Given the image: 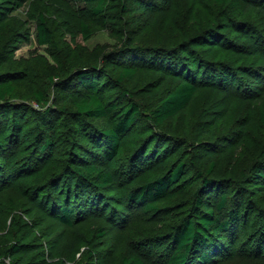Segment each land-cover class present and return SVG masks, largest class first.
Returning <instances> with one entry per match:
<instances>
[{
  "label": "rangeland",
  "instance_id": "obj_1",
  "mask_svg": "<svg viewBox=\"0 0 264 264\" xmlns=\"http://www.w3.org/2000/svg\"><path fill=\"white\" fill-rule=\"evenodd\" d=\"M113 5L106 2L109 27L102 29L87 23L92 36L85 41L80 33L79 17V11L85 6L78 0H28L20 9L13 8L11 0H0V11L8 12L0 23V74L7 73L14 78L18 92L17 98L9 102L37 109L39 107L31 97L40 92L52 112L61 107L71 110V103L62 98L61 92L65 89L79 91L76 76L72 75L82 69L99 76L101 97L105 100L110 101L114 89L119 86L128 92L130 102L143 109L156 105L161 97L179 85L177 72L169 68L180 67L182 62L194 66L192 61L195 59L196 64V58H201L232 61L231 65L237 61L238 66L241 63L247 65L240 66L245 71H249L250 65L264 67V58L251 56L247 48L239 55L205 47L202 41H192L196 33L212 30L219 31L218 38L221 42V38L226 39L229 48L240 43L241 39L235 37L232 29L224 28L227 9L214 0H175L170 11L157 15L152 24L140 31L134 30L136 36L127 32L115 18ZM39 15L55 35L52 47H41L36 42ZM179 43L188 47L180 53L186 55L185 60H182L183 56L180 60L173 54L168 55L179 49L167 53L161 51L170 57H160L157 65L139 67L131 80L126 79L120 85L115 83L121 73V55L129 52V48L159 46L169 49ZM240 44L246 46L242 41ZM176 69L179 71L180 68ZM233 69L239 73L236 86L226 88L218 84L219 87L198 88L187 108L164 126L157 127L141 117L120 142L118 159L103 164L114 163L112 169L117 170L151 141L149 148H153L158 160L146 169L144 165L153 162L150 161L152 158L146 155L135 161V171L128 170L127 178L121 176L117 184L104 191L99 211L90 212L88 216L84 214L72 227L55 220L53 214L57 215L58 211L51 213L40 206V200L49 195L46 185L55 181H51L53 173L65 163L69 143L85 142L81 136L84 130L77 126L73 133L57 132L58 139L63 142L60 141L53 153L43 160L32 158L27 170L9 176L14 163L31 155L33 142H24L22 135L39 122L27 115L21 122L19 139L14 143L13 139L7 141L13 135L6 129L8 125L0 129V172L4 174V187L0 192V264L10 263L3 254L16 243L29 246L18 256L16 264H121L130 249L139 247L135 244L137 238L132 236L135 229L128 228L127 223L136 217L144 218L138 209L128 210L119 204L125 193L179 163L190 167L192 179L198 172L207 174L213 167V173H208L211 178L239 180L264 148V128L259 118L260 101L264 96V68H260L259 77L243 74L236 67ZM64 78L67 79L60 90L55 91L54 83ZM117 115L87 122L99 133L110 129ZM10 142L12 146H5ZM99 229L105 234L100 238ZM160 247L148 244L142 255L153 264H163L161 254L154 252ZM239 253L243 254L220 259L216 264H264V257Z\"/></svg>",
  "mask_w": 264,
  "mask_h": 264
},
{
  "label": "trees",
  "instance_id": "obj_2",
  "mask_svg": "<svg viewBox=\"0 0 264 264\" xmlns=\"http://www.w3.org/2000/svg\"><path fill=\"white\" fill-rule=\"evenodd\" d=\"M78 1L85 6L79 11L80 33L85 41L92 36L87 23L102 29L109 27L106 18L107 1L114 4L115 18L129 33H133L134 30L140 31L152 24L157 15L170 11L175 2V0ZM214 1L227 9L224 28L232 29L235 37L240 38L246 46L240 44V41L234 44L233 49L229 48L226 39L221 38V42L218 38L219 31L212 30L196 33L192 41H202L205 47L239 55H243L247 48L251 56L264 58V0ZM27 2L28 0H11L13 8L16 9H20ZM7 15L8 12L0 11V23ZM133 34L136 36L137 33ZM36 42L41 47H52L55 44V35L41 15L38 16ZM178 49L179 52L175 51ZM187 49L183 43L169 49L159 46L141 49L131 47L129 52L121 55L123 57L119 64L121 73L115 83L120 85L126 79L131 80L139 67L147 64L157 65L163 57H170L161 54V51L167 53L174 50V53L168 55L173 54L180 60L183 56L182 60H185L186 55L180 53ZM231 62L196 58V64L195 59L192 61L194 66H186L182 62L180 67H176L180 68L179 71L170 67L169 69L177 72L176 76L180 78L179 85L161 97L156 105L145 106L143 109L130 102L128 92L119 86L114 89L115 93L111 95L113 98L110 101L105 100L101 97L102 85L99 76L82 69L72 75L76 76V88L79 91L65 89L61 92L62 98L69 101L73 109L61 107L60 110L52 112V107H46L45 96L40 92L34 93L31 97L39 107L37 109L26 104H13L9 101L18 96L15 79L7 73H1L0 129L8 125L6 129H10L13 134L7 141L13 139L14 143L19 139L18 131L27 115L39 122L22 135L24 142L31 140L33 142L31 155L21 162L14 163L9 176L27 170L31 166L32 158L43 160L48 154L53 153L61 141L57 137V132L73 133L76 130L74 127L77 126L84 130L85 133L81 136L85 142L77 143L75 140L69 143L65 163L53 173L51 181H55L46 185L49 195L43 196L40 200V206L51 213L58 211L57 215L53 214L55 220L66 227H72L84 214L99 211L98 206L104 201V191L117 184L121 176L123 179L127 178L128 170L135 171L137 167L135 161L146 155L152 158L150 161L153 162L144 165L143 168L146 169L158 160L153 148H149L151 141L139 152H135L130 160L124 161L117 170L112 169L114 163H110L109 166L103 164L118 159L120 142L141 117L157 127H162L187 108L198 88L219 87L218 84L226 88L236 86L239 73L233 69L234 67L243 74L258 77L260 68H264L250 65L249 71H245L240 69V66H247L246 64L241 63L238 66L237 61L235 65H231ZM66 79L54 83V90L59 91ZM260 105L259 118L264 128V96L261 97ZM113 114L118 115L111 123L110 129L99 133L87 122L111 118ZM59 129L63 131H58ZM5 146H12V142ZM189 168L186 163H179L167 172L125 193L119 204L128 210L138 209L144 218L136 217L127 223L128 228L135 229L132 236L137 238L135 244L137 243L139 247L130 249V254L122 259L121 264H153L142 255L148 244L162 246L156 248L154 252L161 254L163 264H216L220 259L243 254L239 251L246 253L248 257H264V148L239 180L213 179L209 175L213 173V167L207 171L209 174L198 172L197 177L192 179L190 177L192 171ZM1 172L0 192L4 187V174ZM104 235L99 229L98 237ZM28 247L13 244L5 251L3 257L9 259V264H16L18 256Z\"/></svg>",
  "mask_w": 264,
  "mask_h": 264
}]
</instances>
